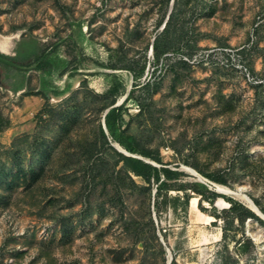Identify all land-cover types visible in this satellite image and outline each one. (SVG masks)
I'll list each match as a JSON object with an SVG mask.
<instances>
[{
	"label": "rangeland",
	"instance_id": "obj_1",
	"mask_svg": "<svg viewBox=\"0 0 264 264\" xmlns=\"http://www.w3.org/2000/svg\"><path fill=\"white\" fill-rule=\"evenodd\" d=\"M7 34L0 80L21 82L32 35L58 44L55 80L70 87L0 84V264H264V220L232 193L193 192L182 169L264 208V0H0ZM109 72L123 82L122 126L185 189L156 193L104 143ZM184 193L213 218L191 220Z\"/></svg>",
	"mask_w": 264,
	"mask_h": 264
},
{
	"label": "trees",
	"instance_id": "obj_2",
	"mask_svg": "<svg viewBox=\"0 0 264 264\" xmlns=\"http://www.w3.org/2000/svg\"><path fill=\"white\" fill-rule=\"evenodd\" d=\"M57 43L51 44L50 52L55 51L57 49ZM45 50L39 55L38 59H36L38 68L47 69L51 67L53 64L52 60H49L46 56L44 57ZM49 52V51H48ZM47 52V53H48ZM47 53H45L47 55ZM55 63V62H54ZM131 68V67H129ZM143 69V68H142ZM142 69L138 73H134V76L137 77ZM131 70V69H130ZM108 87L105 89V93L112 96L111 101L109 102V108L103 115L105 127L107 129V133H105L102 124L99 125V133L104 143H106L116 154V161H122V166L125 171L129 174L139 176L143 178L146 182H150L151 180L155 183V192L159 193L161 189H185L183 183L177 184V179L182 174L181 170L173 169L166 165V163L162 162L161 156L158 151L150 150L144 147H141L135 136L132 133H129L125 130L123 125V110L125 108L123 102L118 105H113L114 98L119 93L121 87L123 86L122 80L113 72H109L106 74ZM148 82L143 84L142 87H148ZM57 92V91H55ZM45 95V94H44ZM131 96V90L128 92L127 97ZM126 99V98H125ZM124 99V100H125ZM107 138H110L109 140ZM117 142L121 147L125 150L139 154L145 158H149L150 160L155 161L160 164L159 166L153 165L150 162L145 161L142 158L126 155L120 151H118L112 144L109 142ZM41 171V170H40ZM37 174H34L32 178L36 177ZM205 177L212 179L216 182L223 183L224 179H219L217 177H211L210 175L204 174ZM190 188L193 192L204 196L205 199H211L216 195L224 196L223 194H219L210 190L207 185L200 181H193L190 185ZM173 203L179 201V196L173 198ZM189 195L184 193L183 201L185 205L188 203ZM230 202L235 203L234 200L230 199ZM156 203V202H155ZM260 210L264 213V208H260ZM250 214H254L249 211Z\"/></svg>",
	"mask_w": 264,
	"mask_h": 264
},
{
	"label": "crops",
	"instance_id": "obj_3",
	"mask_svg": "<svg viewBox=\"0 0 264 264\" xmlns=\"http://www.w3.org/2000/svg\"><path fill=\"white\" fill-rule=\"evenodd\" d=\"M13 35V34H11ZM0 36H9L7 35H0ZM23 37H30L31 39H33L36 43H37V48H36V52L34 53L33 56H31L30 58L26 59L25 62L22 63H18L15 64V68L16 70L19 71L20 73V77H21V82H16L14 79V73L13 72H8L5 70V73H10L9 74V80H4V76L3 79L0 80V84L3 87H8L11 90L17 92V93H24L27 90L28 85L27 84H33V88L31 89L34 92H42L43 94L47 95L50 93H65L68 91L67 86L66 88L62 85H59L56 83L55 80V75L54 73L56 72H61L62 68L64 67V61L62 59V57H60V55L57 53V49L55 51L50 52V47L45 48V53H47V55L44 53V57L46 56L49 60H52L53 64H51V67L47 68V69H40L38 68L36 59H38L39 55L44 51V47L42 48V43L40 41L39 37L36 36H32V35H22ZM43 50V51H42ZM55 62V63H54ZM64 69V68H63ZM14 70V69H12ZM32 72V73H30ZM36 73L38 75L37 80L35 81V79H33V74ZM57 91V92H55ZM31 95V94H30ZM35 95V94H32Z\"/></svg>",
	"mask_w": 264,
	"mask_h": 264
},
{
	"label": "bare ground",
	"instance_id": "obj_4",
	"mask_svg": "<svg viewBox=\"0 0 264 264\" xmlns=\"http://www.w3.org/2000/svg\"><path fill=\"white\" fill-rule=\"evenodd\" d=\"M182 167L189 172L195 173L201 179L208 181L207 178H205V176L201 175L193 167H190L188 165H182ZM209 181L218 191L224 192V193H232L236 195L247 207H249L250 209L254 211H257V213L261 215L260 211L256 207L255 202L247 194L243 193L241 190L239 189L234 190L233 188L231 189L230 187L224 184H221V183H218L212 180H209ZM197 202H198L197 196L193 195L190 197L189 204H188V212H189L190 219L195 220V221L196 220L203 221V222L210 221L213 218V216L202 212L198 208ZM216 203L219 205H224V206H227L228 204V202L222 197H218L216 200ZM202 240H208L207 234L205 232H202Z\"/></svg>",
	"mask_w": 264,
	"mask_h": 264
},
{
	"label": "water",
	"instance_id": "obj_5",
	"mask_svg": "<svg viewBox=\"0 0 264 264\" xmlns=\"http://www.w3.org/2000/svg\"><path fill=\"white\" fill-rule=\"evenodd\" d=\"M152 45V44H151ZM118 104V103H117ZM116 105V104H115ZM109 108V107H108ZM108 108H106V110L104 111V114H105V112L108 110ZM103 114V115H104ZM102 127H103V129H104V131H105V133H107V129H106V127H105V123H104V119H102ZM116 144H118L117 142H112V145L118 150V151H120V152H122V153H124V154H126V155H132V156H136V157H139V158H142V159H144L145 161H147V162H150V163H152L153 165H157V166H159L160 164H158V163H156L155 161H153V160H150L149 158H145V157H143V156H141V155H139V154H135V153H131V152H129V151H127V150H125L123 147H121L119 144L118 145H116ZM120 146V147H119ZM182 169H184L183 167H182ZM191 174H194L196 177H197V180H199V181H201V182H203V183H205L209 188H211L213 185H212V183H210V181H209V179L207 178V180L208 181H206V180H204V179H201L200 177H198L195 173H192V172H190ZM206 178V177H205ZM208 182V183H207ZM214 187V186H213ZM214 190H216L217 192H220V191H218L215 187H214ZM256 207H257V209L260 211V213H261V215H259L258 213H257V211H254V210H252L257 216H259L260 218H262L263 220H264V213L259 209V207L256 205ZM155 218V217H154ZM170 260H171V254H169V260H168V263L167 264H169L170 263Z\"/></svg>",
	"mask_w": 264,
	"mask_h": 264
}]
</instances>
